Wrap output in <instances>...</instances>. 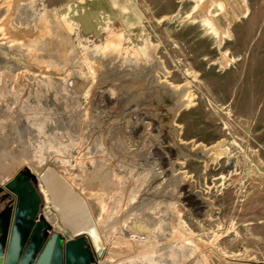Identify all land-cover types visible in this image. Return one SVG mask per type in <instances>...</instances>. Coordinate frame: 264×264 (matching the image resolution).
<instances>
[{
    "label": "rangeland",
    "instance_id": "obj_1",
    "mask_svg": "<svg viewBox=\"0 0 264 264\" xmlns=\"http://www.w3.org/2000/svg\"><path fill=\"white\" fill-rule=\"evenodd\" d=\"M221 1L0 0V182L60 178L92 264H264V0Z\"/></svg>",
    "mask_w": 264,
    "mask_h": 264
},
{
    "label": "water",
    "instance_id": "obj_2",
    "mask_svg": "<svg viewBox=\"0 0 264 264\" xmlns=\"http://www.w3.org/2000/svg\"><path fill=\"white\" fill-rule=\"evenodd\" d=\"M40 178L52 198L48 182L45 180L47 179L45 173L40 174ZM19 180L21 178L17 175L5 185L6 190L18 196L19 199L14 206L8 238L4 240L0 238V264H92L94 260L100 258L103 248L99 234L91 224L87 207L82 200L77 201L70 197L75 202L83 203L86 217L92 225L93 231L96 232V239L85 232H72L70 240H65L61 234L56 232L42 237L33 231L32 233L26 232L29 224L24 221H22V228H25V232H18L16 225L19 222L20 195L22 192L28 195L29 192L26 187H18ZM51 207L53 208V202ZM29 220H33V215H30ZM27 233L28 237L25 240ZM35 241L37 245H34Z\"/></svg>",
    "mask_w": 264,
    "mask_h": 264
},
{
    "label": "flooded vegetation",
    "instance_id": "obj_3",
    "mask_svg": "<svg viewBox=\"0 0 264 264\" xmlns=\"http://www.w3.org/2000/svg\"><path fill=\"white\" fill-rule=\"evenodd\" d=\"M17 175L20 176L18 187H26L28 189V195L23 192L20 195V207H19V222H17L18 232H25V228H22V221L29 224L28 230L26 232L32 233L36 232L39 236L49 235L52 232H55L53 226L45 218L41 212V190L39 185L43 184V181L39 176H35L31 171L20 170L17 172L10 180L5 183L0 182V238L3 240L6 239V236L9 234L10 226L9 220L13 215L14 206L17 203L19 197L10 193L6 190V183L12 181ZM38 180L39 183L36 181ZM44 185V184H43ZM40 192V194H39ZM30 215H33V220L30 219ZM62 236V235H61ZM63 237V236H62ZM71 237H69V240ZM34 245H37L35 241Z\"/></svg>",
    "mask_w": 264,
    "mask_h": 264
},
{
    "label": "bare ground",
    "instance_id": "obj_4",
    "mask_svg": "<svg viewBox=\"0 0 264 264\" xmlns=\"http://www.w3.org/2000/svg\"><path fill=\"white\" fill-rule=\"evenodd\" d=\"M224 1H226V0H224ZM224 1H221L222 8L225 7V4H226ZM201 9L202 10H200V9L199 10L201 11V16L203 17V19H202L203 22H209V18L207 16L208 14H207L206 5L203 4ZM226 24H230V22L228 21ZM183 90H184V88H181V89L179 88V90L176 92V95L178 96V102L177 103L179 106L183 103V101H181V99H180V94L183 92ZM175 110H176V108H175ZM201 149H202V146H201ZM195 150H197V149H195ZM198 150H197V152H199ZM204 151L205 150H203L202 152H204ZM200 154H201V152H200ZM0 181H1V177H0ZM47 185L50 189V193H51L52 198H53V201H52L53 202V208L56 210L57 216L62 220V221L61 220L60 221H61L63 227H65V229L69 233L85 232L86 234H88V235L90 234L91 236H93L94 239H96L95 238L96 232L93 231L92 225L89 223V220L86 217L87 216L86 215V209H85L83 203L75 202L70 197H67L64 195L65 183L60 178H58V179H56L55 182L47 183ZM42 193L44 195H46L45 190H42Z\"/></svg>",
    "mask_w": 264,
    "mask_h": 264
},
{
    "label": "crops",
    "instance_id": "obj_5",
    "mask_svg": "<svg viewBox=\"0 0 264 264\" xmlns=\"http://www.w3.org/2000/svg\"><path fill=\"white\" fill-rule=\"evenodd\" d=\"M44 215V214H43ZM11 221H12V216H11V218H10V220H9V226H10V224H11ZM56 233H58V234H61L59 231H57V230H54ZM62 236H63V238L65 239V240H69V238H67L66 236H64L63 234H61ZM45 237V236H47V235H42V237ZM27 237H28V233L26 234V236H25V240L27 239ZM8 238V235L6 236V239Z\"/></svg>",
    "mask_w": 264,
    "mask_h": 264
}]
</instances>
